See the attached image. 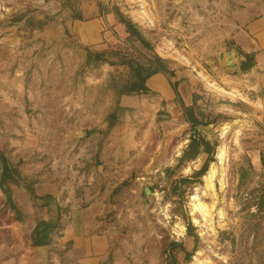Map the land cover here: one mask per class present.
Instances as JSON below:
<instances>
[{"label": "rangeland", "instance_id": "obj_1", "mask_svg": "<svg viewBox=\"0 0 264 264\" xmlns=\"http://www.w3.org/2000/svg\"><path fill=\"white\" fill-rule=\"evenodd\" d=\"M254 1L0 0V264H42L38 218L77 198L112 264H264L263 105L230 37Z\"/></svg>", "mask_w": 264, "mask_h": 264}, {"label": "crops", "instance_id": "obj_2", "mask_svg": "<svg viewBox=\"0 0 264 264\" xmlns=\"http://www.w3.org/2000/svg\"><path fill=\"white\" fill-rule=\"evenodd\" d=\"M232 28L230 37L238 48L254 57L247 79L263 105L261 115L264 118V0L250 2L240 9ZM259 161L260 155L256 154L253 162ZM87 189L84 197L89 200L92 195ZM76 200L77 204L64 214L62 225L50 232L49 242L40 246L49 248L51 264H112L114 231L102 220L101 204L93 201L82 205L83 198ZM45 209L48 216L38 218L34 228L39 221L53 217L48 205Z\"/></svg>", "mask_w": 264, "mask_h": 264}, {"label": "trees", "instance_id": "obj_3", "mask_svg": "<svg viewBox=\"0 0 264 264\" xmlns=\"http://www.w3.org/2000/svg\"><path fill=\"white\" fill-rule=\"evenodd\" d=\"M246 57L248 59V62L244 65V69L245 70H249L254 65V57L251 54H247V53H246ZM174 90L176 91V93H178L177 84L176 83L174 84ZM188 118L195 125L199 124V120L194 115H192V113L188 114ZM199 147L200 146L195 141H193V140L191 141L190 148L194 149V152H193V155L190 156V159L195 158L199 154V152H200V148ZM186 154H187V152H186ZM205 171H206V166H203L200 170H198L196 172V174L197 175H203L205 173ZM9 172H10L9 165H8L7 161L4 159V168H3V172H2V175H1V181H0L1 184H3L7 179L10 178ZM6 193H7L6 204L10 205V207L13 210H16L15 202H13L11 191L7 190ZM57 227H59V225H57L55 223V220H48V221L42 220V221H39L37 223L36 227L33 230L32 238H33L34 244L35 245H45V244H47L49 242L48 239H49L50 232H52ZM188 230H189V234L193 235V233L191 231V225L190 224L188 225ZM195 247H196V244L194 245V248ZM186 251H188V250L186 249Z\"/></svg>", "mask_w": 264, "mask_h": 264}, {"label": "water", "instance_id": "obj_4", "mask_svg": "<svg viewBox=\"0 0 264 264\" xmlns=\"http://www.w3.org/2000/svg\"><path fill=\"white\" fill-rule=\"evenodd\" d=\"M245 60V57L243 58ZM258 207L264 208V195H261L258 203ZM37 254L39 255L40 262H43L44 264H49V248L47 246H38L36 247Z\"/></svg>", "mask_w": 264, "mask_h": 264}, {"label": "bare ground", "instance_id": "obj_5", "mask_svg": "<svg viewBox=\"0 0 264 264\" xmlns=\"http://www.w3.org/2000/svg\"><path fill=\"white\" fill-rule=\"evenodd\" d=\"M218 156L220 157L221 160L223 159V153H222V151L218 153ZM213 165L215 166V163H213ZM214 174H215V169H214V167H212V168H210L208 170V172L206 174L207 180L212 182V180L214 178Z\"/></svg>", "mask_w": 264, "mask_h": 264}]
</instances>
